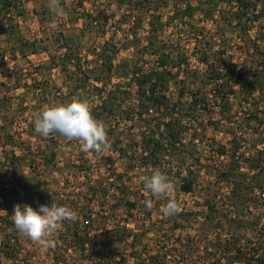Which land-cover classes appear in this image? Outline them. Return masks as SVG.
<instances>
[{
  "label": "rangeland",
  "instance_id": "1",
  "mask_svg": "<svg viewBox=\"0 0 264 264\" xmlns=\"http://www.w3.org/2000/svg\"><path fill=\"white\" fill-rule=\"evenodd\" d=\"M6 1L0 0V183L10 185L6 173L15 159L10 151L13 149L19 171L29 175V165H35L34 172L39 174L33 178L35 184L28 186L31 203L37 205L34 208L51 205L53 200L61 206L71 201L87 203L93 211H99L93 228L104 231L124 225L127 236L189 239V249L183 250L180 242L179 247L197 264L205 261L201 244L214 235L210 220L219 219L218 214H225L221 216L225 224L218 230V240L264 239L258 226L253 231L230 229L240 219L264 222V89L255 90L250 103L240 91L230 94L231 111H194L191 119L186 115L181 118L187 123L180 134L181 149L169 147L164 139L165 149L159 154L163 170H159L164 173L165 168L181 164L186 168L183 175H187L190 167L194 187L185 192L180 189L181 175L166 173L174 185L170 196H145L143 177L151 175L154 168L141 163L145 149L140 145L150 133L158 136L163 131L166 117L164 111H148L140 119L137 113L123 110L138 101L135 73L129 68L130 72L114 75L107 83L108 88L128 90L121 101L122 111L96 118L105 125L111 145L108 150L85 153L79 141L59 133L44 138L34 126L35 113L45 105L58 104L60 96L67 92L69 73L60 64V53L69 46L82 59L92 58L94 48L114 36L119 38L114 62H126L128 67L137 63L145 68L152 62L153 56L145 49L150 38L156 44L162 43L161 49L171 51L169 59L176 76L171 78L168 91L173 100L183 83L187 88L207 91L212 87L206 65L198 58L205 49L209 61L217 60L218 65L228 67L222 76L224 81L239 88L234 67L248 62L253 52L255 56L260 55L259 51L264 53V15L260 11L264 0H250L249 5L256 6L245 12L234 0H139L142 5L134 9L126 4L129 0H61L63 15L59 17L49 11L48 0H9V6ZM124 16L136 21L137 37L129 30L133 22H124ZM54 86L52 93H46ZM91 93L90 88L86 89L84 96L93 105L97 98ZM185 97L187 94L182 99ZM42 152L46 153L44 162ZM257 158L259 162H255ZM258 163L263 165L262 171L255 165ZM232 168L245 172L242 181H251L248 188L243 182V188L232 192L233 182L241 180L240 176L230 178L228 173L236 171ZM45 191L41 201L38 196ZM234 193L251 196L253 209L240 214L232 205ZM28 196L29 193L17 198L14 207L28 204ZM169 198L178 202L181 211L165 217L160 208ZM146 199L152 200L151 209L146 208ZM128 201L134 203L132 208ZM0 210L5 211L1 196ZM78 224L82 227L81 219ZM7 227L0 224V235L6 231L23 235L17 229L14 232L12 225ZM60 232L63 230L54 235ZM95 237L107 239L105 233Z\"/></svg>",
  "mask_w": 264,
  "mask_h": 264
},
{
  "label": "trees",
  "instance_id": "2",
  "mask_svg": "<svg viewBox=\"0 0 264 264\" xmlns=\"http://www.w3.org/2000/svg\"><path fill=\"white\" fill-rule=\"evenodd\" d=\"M212 1L216 2L217 0ZM234 1H236L238 5L241 6L244 12L249 8H255L256 6V3H252V5L250 6V0ZM142 3L143 2L139 0H129L126 2V4L130 6L131 9L138 8V6H141ZM5 4L6 6H9L11 4V1L7 0ZM260 11L261 14L264 15V4L261 6ZM124 17V22H133L131 25H129V30H131V32H134V25L136 21L134 19L127 18L126 16ZM133 35L134 37H137L136 32H134ZM118 40L119 38L117 39V37L115 36L109 39H105L98 48H94V51L92 52L94 57H84V59H82L77 51L72 50V48L66 45V49L62 53H60L59 57L62 68H65L64 70L69 73L70 82L66 83L67 92L65 91L60 96L58 104L69 102L73 96H78L81 99L87 100L90 104L89 97L84 96L85 90L90 88V92H92L91 94H93V96L97 98L96 103L91 105L92 113L95 118L106 117L108 115H111L113 111H122V108L120 107L121 101H123L124 97L127 96L129 92L125 88L120 89L117 86L108 88V80H111V77L114 75H125L129 70L135 73V75L133 76L137 83L136 91L138 101L136 103H133L132 105L125 106L123 110H126L127 114L131 112L137 113L140 119L142 118V114L148 111H164L163 116L166 117V120L164 121L165 127L163 131H160V136H155V132L150 133L147 137L143 136L144 138H142V145H140L142 149H145V154H143L142 152L143 156L141 159V163L145 164V167L148 168H151V166H153V170L157 168L163 170L160 165L161 158L159 154H161L163 149H165V143L163 142L164 139H166L169 147L178 149L180 151L182 142L180 139V134H182L187 126V123L182 122L181 119L184 115L188 116V118L191 119V117L189 116L194 111H213L216 108H219L218 110L220 111H231L230 94H233L236 91H240L242 93V96L244 97V100H246L248 103L249 101H251L249 98L255 90L262 91L264 89V61L262 59L263 57L261 58V56L264 54L263 51H259L260 53L258 52L261 56H255L254 53L256 52L251 53L252 57L248 62L243 61L240 65L234 67L236 82L239 86V88L236 89L234 85L226 83L222 77L224 74V70L228 67L224 68L222 67L223 65H218L217 60L209 61L208 51L205 49L198 55V58L206 65L207 77L211 81L212 87H210L209 91H207L205 89L202 90L199 87L187 88L186 84L183 83V85H181L180 87L179 92L176 94L175 99L173 100L168 91L171 78H175L176 76V72L172 71L174 65L169 59L171 51L167 48L161 49V47L163 48L164 45H162V43L156 44L150 38L145 45V49L148 48V52H150V55L153 56L152 62L149 63L145 68H143L142 65H137V63V67H128L126 65V62L125 64L123 62H114V54L118 50ZM180 57L182 58L183 56L180 55ZM70 65H72L73 68ZM55 88V86L54 88H49L48 90H46V93H52ZM186 94L187 97H185V99H182L184 96H186ZM157 126H159L158 123ZM10 151L11 154L15 156V159L11 160L12 163H9L10 165L9 167H7V172L9 173L6 174H8L7 176L10 183L9 187L5 186V183H0L1 202L5 207V211L0 210V224H3L5 227L12 225L13 229L15 230L16 227L11 218L12 212L14 211V204L17 198L29 193L30 196L27 197V203L33 207H37V205H33L31 203L33 202V199H31V193L28 186L35 184L33 178L38 177L39 174H36L34 172L36 171L35 165H29L32 172L29 175H25L23 172L19 171L18 167L16 166L18 156L13 149H11ZM51 154L53 156L54 152L51 151ZM41 156H43L42 160L44 162L46 153L42 152ZM258 160L259 158H257L255 162H259ZM46 162H48V160ZM255 165L259 166V170L262 171L263 165H261L260 163ZM184 168L185 167H183V165L181 164H178L177 166L172 165L164 169V174L167 173L168 175H181L182 180L180 183V189L188 192L194 187V178L189 175L191 172L190 167H187L189 168L188 170L190 172L187 175H183V171L186 169ZM233 169L236 171L228 173V175L230 174V178L240 176L241 180H239L238 182H233L232 192H235L236 189L239 190V188H243V182L246 183L245 186L248 188L251 184V181H242L246 177L245 172L237 171L238 169L235 168H232V170ZM149 174H151V171L149 172ZM46 194L47 191L42 193L41 196H38L39 199L42 201ZM234 196L235 199L234 201H232V205L234 203L237 206L238 210L241 211L240 214H242V211L245 212V210L247 209L248 202L251 199V196L246 197L240 195L239 193H236ZM89 201L90 200L88 199L87 202L90 203ZM78 202L79 201H71L72 205L69 202L68 205H64L74 210L77 213V218L74 221H64L62 228L63 232L61 233L79 239L78 241L81 245H83V239L90 236H100L104 233L107 235V237L124 236L129 234L127 230L126 232H124L126 228L124 225L117 226L116 228L114 227L110 230L105 229L104 231L102 228L98 230V227H95L93 231H90L89 229L92 228V226L87 227L81 225L82 227H80L78 222H80L81 217L88 215L90 216V219L93 223V221L97 220L96 215L99 213V211H93L92 207H88L90 205H88L87 203L80 204ZM133 206L134 203L132 201H128V207L132 208ZM206 206H208L207 203ZM104 212L105 213L103 216H106L107 211L105 210ZM222 215L225 214H218L217 218L219 219L210 220V225L215 226L217 225L216 223H218V226L223 227L225 222H221L222 220H224L221 217ZM227 217L226 218L228 219V221H230V216ZM246 222H248V224H246ZM256 222L257 221H243L242 219H240L234 222L231 226L229 224V226L230 229H234L233 231H235L237 227L243 228V230L246 229L253 231V229L257 225ZM229 223H231V221ZM175 224V226L178 225L177 223ZM119 228H121V230ZM10 235L11 234L9 233V231H6V233L0 235L2 236L0 240V250L7 253L8 255H13V249L6 248L7 246H9L7 237H9ZM90 243L95 244L94 242ZM243 245L247 246L248 244L244 243ZM218 248L221 252L227 254L225 255L227 256V262L225 264H234V262L237 260L240 261L241 264H264V257L262 256H255L257 262L253 261L255 260V258H253L254 253L252 252H256L257 248H254V251L249 250V252H247L250 247L247 250L246 248L243 249L242 245L240 243H237V241L234 239L226 238L223 242L219 241ZM93 251L95 253H100L101 250L94 248ZM218 264L222 263H219L218 260Z\"/></svg>",
  "mask_w": 264,
  "mask_h": 264
},
{
  "label": "built area",
  "instance_id": "3",
  "mask_svg": "<svg viewBox=\"0 0 264 264\" xmlns=\"http://www.w3.org/2000/svg\"><path fill=\"white\" fill-rule=\"evenodd\" d=\"M249 201L247 208L251 210L253 206L251 200ZM80 219L82 226H93L90 216L86 215ZM256 223L255 227L258 226L260 233H264V222ZM128 224L127 220L126 225ZM90 229V231L94 230L93 227ZM219 229L221 226L215 225L214 235H209V242L201 244L202 257L205 260L203 264H218V260L222 264L227 262V256H225L227 254L219 250L218 242L232 238L221 237L218 240ZM9 233L11 234L12 231ZM1 238L2 236H0V240ZM52 238L56 242L55 248L45 249L24 235L11 234L7 237L9 246L6 248L13 249V255H8L0 250V264H197L191 261L189 255L185 253L186 251H183L190 248L189 239L177 241L170 237H135L133 235L110 236L107 239H101L90 236L84 238L83 245H81L79 239L61 232L60 235H54ZM260 238L249 237L237 241L243 249L247 250L250 247L247 252L257 248L256 252H252L254 253L253 258H255L254 262H257L255 256L264 257V239L263 236ZM107 242L109 244H106ZM179 242L183 244V250L179 247ZM244 243L248 245L244 246ZM94 248L100 249V253H95ZM234 264L241 263L237 260Z\"/></svg>",
  "mask_w": 264,
  "mask_h": 264
},
{
  "label": "clouds",
  "instance_id": "4",
  "mask_svg": "<svg viewBox=\"0 0 264 264\" xmlns=\"http://www.w3.org/2000/svg\"><path fill=\"white\" fill-rule=\"evenodd\" d=\"M47 7L53 15H63L61 0H48ZM34 126L35 132L44 138L59 133L68 140L79 141L85 153L99 154L111 147L104 123L94 117L89 102L78 96H73L67 103L45 105L35 113ZM143 181L146 197L149 194L170 196L174 190L173 183L159 169L152 170L151 175L143 177ZM145 206L151 209L152 200L146 199ZM160 211L163 216L170 217L179 214L181 207L175 199L169 198L166 204L161 205ZM11 218L21 234L47 249L55 248L56 242L52 237L63 228L64 221H74L77 213L53 200L51 205L41 204L39 209L30 204H16Z\"/></svg>",
  "mask_w": 264,
  "mask_h": 264
}]
</instances>
